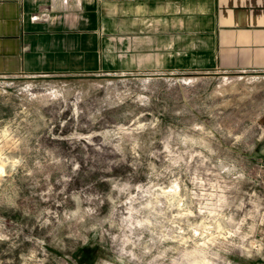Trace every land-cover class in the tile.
I'll use <instances>...</instances> for the list:
<instances>
[{"label": "rangeland", "instance_id": "374dc122", "mask_svg": "<svg viewBox=\"0 0 264 264\" xmlns=\"http://www.w3.org/2000/svg\"><path fill=\"white\" fill-rule=\"evenodd\" d=\"M0 264H264V73L0 75Z\"/></svg>", "mask_w": 264, "mask_h": 264}, {"label": "crops", "instance_id": "0c3cea01", "mask_svg": "<svg viewBox=\"0 0 264 264\" xmlns=\"http://www.w3.org/2000/svg\"><path fill=\"white\" fill-rule=\"evenodd\" d=\"M264 73V0H0V75Z\"/></svg>", "mask_w": 264, "mask_h": 264}, {"label": "built area", "instance_id": "2783aa9c", "mask_svg": "<svg viewBox=\"0 0 264 264\" xmlns=\"http://www.w3.org/2000/svg\"><path fill=\"white\" fill-rule=\"evenodd\" d=\"M63 2H65V0H62Z\"/></svg>", "mask_w": 264, "mask_h": 264}]
</instances>
